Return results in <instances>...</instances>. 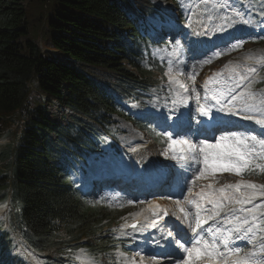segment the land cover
<instances>
[{"label":"trees","instance_id":"1","mask_svg":"<svg viewBox=\"0 0 264 264\" xmlns=\"http://www.w3.org/2000/svg\"><path fill=\"white\" fill-rule=\"evenodd\" d=\"M51 1L56 11L42 42L30 38L27 7L0 0V140L9 141L0 148V203L9 199V227L30 249H55L65 259L45 263L66 264L83 252L94 263L114 264L108 228L119 212L85 201L72 175L83 170L87 158L113 146L108 141L114 137L113 116L165 146L149 125L120 110L124 102L142 106L166 80L145 35L153 5L150 0ZM52 104L73 114L66 125L51 123L46 108ZM8 235L0 231V264H24L10 256Z\"/></svg>","mask_w":264,"mask_h":264},{"label":"snow or ice","instance_id":"2","mask_svg":"<svg viewBox=\"0 0 264 264\" xmlns=\"http://www.w3.org/2000/svg\"><path fill=\"white\" fill-rule=\"evenodd\" d=\"M245 23H248V21L245 20ZM244 43V37L229 34V37L222 44L215 46L219 50H213L212 54L219 58L226 51L230 53L241 48ZM211 58L209 56L205 62L210 61ZM250 71L255 72L256 69L253 68ZM242 79L248 80V77L245 76ZM177 83L179 82L177 81ZM180 87L184 88L183 85H180ZM240 87L241 82L235 81L226 95L212 96L214 103L201 106L199 108L200 115L215 120L217 124L227 125L233 123L232 121H222L219 117H212V108H215L217 112L239 116L242 120L254 119L257 125L264 127V100L259 105L255 104V93L250 90L251 81L244 85L243 91L236 92V88ZM184 91L187 92L188 89L184 88ZM205 99H208L206 89ZM173 103H176V101H173ZM252 109H256V111L252 112ZM187 116L189 117L188 121H186V114L180 113L176 117L174 126L179 127L181 123L190 122V113ZM200 123L203 124V121ZM223 131L230 132L232 139L221 135L220 139L217 140L213 135L214 143H208L207 136L202 140H197L196 143H192L189 140H171V136H169L168 139L171 140L170 148L176 144L186 145L192 154L190 159L197 161L198 156L202 158L203 167L197 166L195 178H186L191 179L193 185L200 179L215 178L217 172H229L236 176H241L246 170L259 169L264 172V164L257 162L258 157L264 160V133L258 134L262 137L259 141L262 150L258 152L255 143L251 145L247 143L249 139L257 141V135L248 136L240 133L238 129H228L226 127ZM206 187L212 191L205 192L202 188L195 195L199 196L200 201L211 205L210 209L203 207L200 202L185 198V203L195 204L196 211L192 214L193 219L191 222L188 221L191 209L186 210L180 200L175 201L179 211L183 213L182 217L177 216L176 218L180 219L182 223L187 222L188 228L191 229L194 235L189 236L179 225H173L172 231L167 232L166 235L172 237L175 233V236L168 241L164 254L174 255L175 247L178 245L179 249L186 253L187 259L179 255L175 259L182 261L183 264H264V257L259 255V253L264 252V241L261 242L258 251L244 252L243 255L239 243H236V241L243 240L245 241V248H247L256 239L257 232H264V203H253L257 199V194L264 196V185L240 181L235 184H226L218 189L214 188L213 183H209ZM187 190L189 193L192 192L191 187ZM230 205L239 207H230ZM246 205L250 207H246ZM150 207L152 206L150 205ZM155 207L162 213L160 216L156 212L152 213L153 216H157V220L169 215L168 210L160 208L159 205H155ZM222 213H224L223 216H221ZM145 219L147 220L148 217H145ZM157 220L149 221V226L155 228ZM209 220L217 222L216 228H213L212 225H209L207 229L204 228ZM130 226L133 229L137 227L135 223ZM209 234L211 239H207ZM167 249L173 251H167Z\"/></svg>","mask_w":264,"mask_h":264},{"label":"rangeland","instance_id":"3","mask_svg":"<svg viewBox=\"0 0 264 264\" xmlns=\"http://www.w3.org/2000/svg\"><path fill=\"white\" fill-rule=\"evenodd\" d=\"M19 3L22 5V7H27V23L29 28V35L30 38L33 39H42V42H46V39L49 37V21H53V16L55 15V4L53 1L48 0L45 3L39 2V0H18ZM185 0H150V3L154 6L155 12H157V15L159 16V20L153 19V20H147L145 21L144 25H148L149 29V35L154 40L163 39L166 40L162 34L158 30H153V27H156L157 29H161L163 32L168 31L173 27H176L177 30L175 32V38L177 35L180 34L182 31V28H179L181 26H177L176 22L172 21L173 19L178 20V22H182L183 25L187 23V15H185V11L189 10L191 8V5L195 2V0H189L190 6L185 7L184 6ZM201 4V3H198ZM197 4V5H198ZM208 4V3H206ZM214 8L221 9L224 7H230L235 14H237L238 19L235 21H239L243 24L244 28H247L252 31L251 34L246 36L245 43H244V49L246 52H243L240 48L232 51L226 55H224L221 58H218L211 64H209L206 68H203L202 64H199L197 67V74L193 76L189 73L186 66H181L178 68V72L176 70V67L172 65V63H168V78H169V89L167 90L165 99H160V96L155 95L152 98L151 103L147 107L146 110L138 112V116L146 118L147 115L154 116V119L157 120L158 124V118H161V112L164 113V110L168 108L169 105H171L172 102L175 101V98L178 97L177 90L179 88V85L184 84L183 86L190 87L191 90V96H195L198 93V81L201 78V74L204 71L211 70L212 68L222 65L225 62L231 61L233 59L236 60H242L245 62L246 69L241 73L244 77L250 78L251 81V88L250 90L255 93L254 101L256 105H259L262 100H264V95L261 94L262 92H259L258 90L254 89L253 84L258 80V78L261 75V68L264 66V37L261 34V31L264 29L263 21L261 19L256 20V15L253 12L254 5L251 4H243L239 0H214L213 4ZM184 13V19H181L180 12ZM55 19V18H54ZM58 21L59 18L56 17ZM245 20L248 21V23H245ZM154 33L159 34V36H155ZM171 50L173 52H176L180 57L181 53L179 51L177 43H174L171 47ZM157 55L160 56L161 59L165 58H171L173 54L170 55H163L164 51H157L155 52ZM248 64V65H247ZM256 69L255 72L250 71V69ZM202 70V71H201ZM178 76V77H177ZM174 79H177L179 83L173 82ZM171 80V83H170ZM195 89V91H193ZM33 93H37L35 89L33 90ZM167 100V104H166ZM178 102L180 100L177 99ZM47 112L46 115L51 121L52 124L57 126H64L66 125L69 120L68 116L70 115L65 112L62 108H59L57 105H48L46 108ZM256 109H252V112H255ZM157 118V119H156ZM153 119V120H154ZM114 122L116 124L115 126V137L117 143L114 144L115 150L111 151L115 156H110V158L115 157L118 165L122 169L123 172L128 173V170L130 168V161H129V155L127 153L132 152H140L143 150L144 147H148L149 151H152L155 155V158L160 163H168L170 164V167L174 170L176 168H181L182 163L180 162L179 154L176 153V147H180V144H176L174 147L170 148L169 150H166L159 154L157 152V149L153 146L152 142L145 136H142L138 133V131H135L130 126L127 125V123L124 122V120L121 119H115ZM8 127H13L12 124H9ZM16 134L15 128H13V135ZM9 143V141H6ZM5 142L0 141V148L4 146ZM171 144V143H170ZM151 148V149H150ZM154 151H153V150ZM198 161V159H197ZM200 164V161H199ZM94 166L91 167V169ZM203 167V166H202ZM110 170V169H109ZM240 181H244L236 177L233 173H220L217 172L215 175V178L209 177L208 179H200L197 180L194 188H197V185L199 183H206L210 182L214 184L215 186L218 185H226L231 183H237ZM247 183H254L252 181H244ZM258 185H261L259 183H256ZM78 186L81 187V181L78 184ZM114 190V189H113ZM251 192L252 190H246ZM116 191L113 192L109 191L105 193V197L108 198V204L111 201H114L115 199ZM90 199V198H88ZM132 200V199H130ZM93 202H89L91 204ZM150 203V202H149ZM152 203V202H151ZM253 203H264V196H259L257 194V199L253 201ZM137 203H130L129 206H127L124 209V213L126 214L124 217L120 220V226L116 228V234L122 235L123 234V227L126 223L131 221L138 215L139 213H144L142 206H139L138 208ZM231 207V206H230ZM179 210V207H178ZM259 211V210H258ZM5 213H6V207L0 206V222L5 221ZM264 232H257L258 237H260L261 234ZM261 241H264V236L261 239ZM256 243L253 241L252 244ZM13 256L18 257L22 259L25 263L29 264V262L24 258L22 253L17 250H13L12 252ZM121 258V264H159L158 262L152 261L150 258H146L143 256L140 252L136 250V248L133 246L131 247V254L128 256L120 255ZM102 264H107L104 261L101 262ZM37 264V263H36ZM38 264H40L38 262ZM73 264H94L91 261L87 259V256L83 253L79 254L78 259L74 261Z\"/></svg>","mask_w":264,"mask_h":264},{"label":"bare ground","instance_id":"4","mask_svg":"<svg viewBox=\"0 0 264 264\" xmlns=\"http://www.w3.org/2000/svg\"><path fill=\"white\" fill-rule=\"evenodd\" d=\"M186 14L189 15V21H188V30L184 35L182 36V42L183 44L189 49L192 55H194L195 59L198 60L202 58L201 53H197V50L201 51V47L203 45H206L207 47L211 46L212 44L217 45L218 41L223 42L226 38L229 37V34L237 36L242 34L241 28L243 27V24H241L239 21H235L237 19V14L235 12L231 11L229 8H224L221 10H217L213 7H199L196 11H192L191 9L189 11H186ZM219 28V30L215 28ZM246 33H250L251 31H245ZM191 46L199 45L198 47L192 49L189 47L186 42ZM167 40V39H166ZM165 41V40H163ZM195 61V60H194ZM70 62V61H68ZM197 62H192V65H197ZM246 69V65L242 60H236L233 59L229 62L224 63L223 65H220L218 67H215L214 69L205 71L200 80L198 81V86L202 88L203 86L210 85L212 83H215L216 85L225 86L226 84H230L229 80L231 79L233 82L237 81L238 77L240 78V73L243 72V70ZM241 85L245 80L241 79ZM189 92V89H188ZM191 92V91H190ZM214 94V93H213ZM54 105V104H53ZM55 106V105H54ZM66 112V111H65ZM67 113V112H66ZM68 115V113H67ZM71 117L70 115L68 118ZM239 116H231V120L238 119ZM252 121V120H251ZM185 145H182L177 148L178 153L182 155V163L185 165H188V153L190 154L188 148L187 150L184 149ZM129 160L133 168H137V170L142 173H147L152 170L154 172L159 168L157 165V159L155 158V155L152 151H149L148 149L144 148L140 152H132L129 153ZM198 166L197 164H193L192 167ZM184 168V173L186 174V171L188 170L187 166ZM91 173V170L89 171ZM118 176V175H116ZM151 177V176H150ZM155 178L154 180H156ZM86 186L84 184L81 185V189H84ZM204 189L206 192V188L202 185H198V192L201 191V189ZM208 191H210L208 189ZM207 191V192H208ZM170 203V210L176 211L177 205L175 202L168 201ZM158 201H154L153 204H158ZM185 205V200H184ZM145 214H139L135 217L136 220L142 221V225L139 230H142L144 226ZM160 231H167L164 225H160L159 227ZM147 230H151V227L146 228ZM143 229V230H146ZM146 230V233H147ZM157 231L154 230V232L150 233V235L155 234ZM149 235V236H150ZM152 242H155L152 241ZM256 249H252L250 251H254ZM260 257H264L263 254H259ZM187 259V255L185 257ZM32 264V263H31ZM183 264V263H182Z\"/></svg>","mask_w":264,"mask_h":264}]
</instances>
